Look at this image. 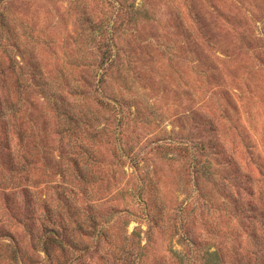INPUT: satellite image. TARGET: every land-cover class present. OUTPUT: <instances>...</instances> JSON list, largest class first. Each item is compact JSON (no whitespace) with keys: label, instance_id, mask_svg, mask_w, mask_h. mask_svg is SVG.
<instances>
[{"label":"rangeland","instance_id":"obj_1","mask_svg":"<svg viewBox=\"0 0 264 264\" xmlns=\"http://www.w3.org/2000/svg\"><path fill=\"white\" fill-rule=\"evenodd\" d=\"M0 264H264V0H0Z\"/></svg>","mask_w":264,"mask_h":264},{"label":"trees","instance_id":"obj_2","mask_svg":"<svg viewBox=\"0 0 264 264\" xmlns=\"http://www.w3.org/2000/svg\"><path fill=\"white\" fill-rule=\"evenodd\" d=\"M41 237H42V236H41ZM41 237H40V238H41ZM55 240H56V238H54V237H50V238H47V237H46L45 240H44V244H45V245H48V243L51 242V241H54V242H56V243L58 242V244H60L59 241H55ZM38 241H39V239H38ZM41 248H42V252H43L44 254H47V248H46V247H41Z\"/></svg>","mask_w":264,"mask_h":264}]
</instances>
